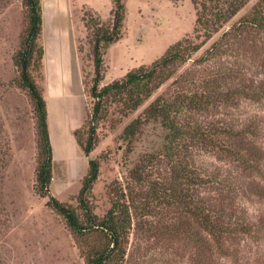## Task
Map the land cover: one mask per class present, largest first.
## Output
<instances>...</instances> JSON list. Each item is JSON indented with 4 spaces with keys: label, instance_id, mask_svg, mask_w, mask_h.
Instances as JSON below:
<instances>
[{
    "label": "rangeland",
    "instance_id": "rangeland-1",
    "mask_svg": "<svg viewBox=\"0 0 264 264\" xmlns=\"http://www.w3.org/2000/svg\"><path fill=\"white\" fill-rule=\"evenodd\" d=\"M228 1L124 0L122 38L103 49L100 88L151 66L179 41L202 47L178 64L172 79L137 112L113 105L98 123V145L90 158L77 137L87 138L93 114V29L96 24L112 27L114 0L42 4L45 58L32 74L48 110L51 195L78 208L89 161L97 159L100 175L91 194L95 213L103 217L109 211L114 188L123 190L132 206L125 264H264V33L235 31L254 7L263 3L264 9V0H251L229 21L216 23L217 32L207 39L197 23L202 3L211 7L212 17L218 10L224 13ZM26 16L22 0H0V264H86L64 220L36 189L37 119L28 93L17 85L14 64ZM207 94L212 98L206 109L180 117L206 140L200 136L188 144L182 159L189 172L183 181L190 184L193 206L205 207L212 218L222 216L232 228L222 243L198 219L170 207V192L160 189L159 199L151 193L156 183L173 179L165 161L146 170L143 184L132 179L131 169L160 144L156 128L144 127L133 143L123 136L158 97L209 100Z\"/></svg>",
    "mask_w": 264,
    "mask_h": 264
},
{
    "label": "trees",
    "instance_id": "trees-1",
    "mask_svg": "<svg viewBox=\"0 0 264 264\" xmlns=\"http://www.w3.org/2000/svg\"><path fill=\"white\" fill-rule=\"evenodd\" d=\"M45 0H22L26 9L25 30L22 35L20 49L14 64L18 72L17 85L25 90L34 106L38 127V158L36 171V189L40 197L47 198V206L60 216L79 248L86 264H125L130 234L133 225L132 206L127 201L128 196L120 188H114L111 194V207L100 217L95 213L91 203V194L100 175V163L90 159L86 176L82 180V188L78 194V208L62 203L51 195L50 186L53 179V150L48 126V110L44 99V90L37 83L32 70H41L45 58V48L41 44L44 32V16L42 4ZM220 1V0H216ZM251 0H229L228 9L212 14L206 3H202L198 11L197 23L205 29L207 39L213 36L216 23L223 24L236 16ZM114 22L112 27L96 24L94 30L93 61L94 78L90 95L94 99L93 114L88 129L87 138L77 137L85 156L90 155L98 145V123L104 119L113 105H122L127 112H137L149 101L154 92L160 89L176 74L178 64L187 62L201 49V44L189 40L179 41L167 51L166 55L149 67L142 66L130 71L121 81H115L103 88V49L117 43L122 38V29L126 19L124 0H114ZM214 17V18H213ZM258 31L264 33L263 3L258 4L252 12L235 28L236 32ZM217 32V31H216ZM229 34V33H228ZM217 47V45H216ZM209 87L208 84H206ZM212 89V88H211ZM211 89H209L211 91ZM216 93V92H214ZM210 96L209 94H207ZM203 96V94H202ZM209 100H198L196 97L178 96L176 100L158 97L144 110L143 114L133 120L124 130V138L133 143L141 130L146 126L155 127L160 144L141 157L133 169L132 179L143 184L146 170L154 164L164 161L170 167L173 179L163 187L156 183L152 194L159 199L160 189L163 193L170 192L173 198L170 207L181 208L186 214L198 219L203 230L208 232L217 243H222L226 236L232 233V228L222 216H212L205 207L193 206L187 192L190 184L184 183L188 177V167L184 168L182 159L188 144L203 134L191 131L180 121L185 111L207 108ZM217 98V95L216 97ZM231 152V151H228ZM234 152V151H232ZM235 153V152H234ZM187 157V156H186ZM183 166V168H179ZM196 185V184H194ZM189 187V188H188ZM161 199V198H160ZM198 222V221H197ZM249 233V231L247 232ZM204 241V240H203Z\"/></svg>",
    "mask_w": 264,
    "mask_h": 264
}]
</instances>
